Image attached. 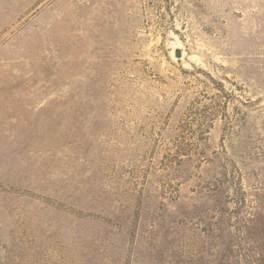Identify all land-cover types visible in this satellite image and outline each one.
<instances>
[{
  "label": "rangeland",
  "instance_id": "374dc122",
  "mask_svg": "<svg viewBox=\"0 0 264 264\" xmlns=\"http://www.w3.org/2000/svg\"><path fill=\"white\" fill-rule=\"evenodd\" d=\"M0 264H264V0H0Z\"/></svg>",
  "mask_w": 264,
  "mask_h": 264
},
{
  "label": "water",
  "instance_id": "95a60500",
  "mask_svg": "<svg viewBox=\"0 0 264 264\" xmlns=\"http://www.w3.org/2000/svg\"><path fill=\"white\" fill-rule=\"evenodd\" d=\"M176 56H177L178 58L181 57V54H180L179 51L176 53Z\"/></svg>",
  "mask_w": 264,
  "mask_h": 264
}]
</instances>
